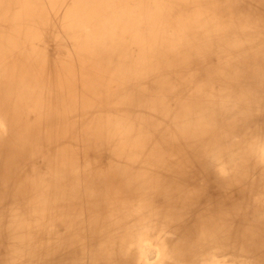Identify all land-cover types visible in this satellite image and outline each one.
<instances>
[{
  "label": "rangeland",
  "instance_id": "1",
  "mask_svg": "<svg viewBox=\"0 0 264 264\" xmlns=\"http://www.w3.org/2000/svg\"><path fill=\"white\" fill-rule=\"evenodd\" d=\"M71 1L73 0H64L65 4H62L63 7H70ZM53 3V1H47L38 6L43 17L40 21H43L45 25L50 27H55L56 25L59 27L57 35H53L56 39L52 36L49 37L45 33L43 35L41 33L42 39L38 40L36 45L38 46V51L43 53V58L39 56L38 58L33 57L31 61H28L24 65L15 57L18 56L17 54L11 56L0 53V62L6 63L0 68V118H2L0 120V173H3L2 175L0 174V178H3L0 179V209H6V207H9L8 205L28 208L26 212H19V214L23 217L30 216L35 220L38 226L34 227L37 229V235L42 240L53 242L59 239L61 243H67L68 246L67 248L64 247L58 250L53 257L49 255L41 256L39 258L40 261H38L39 264H133L128 251L125 250L124 243L129 242L141 230H150L149 232L152 233L155 228L163 231L165 239L176 243V246L179 244L175 252L163 251L158 264H193L200 255L203 256L209 252L215 253L220 251H230L233 255L235 254L236 258H242V264H264V210L262 207L264 201V164L259 165L250 159L251 155L253 157L254 148L257 150L256 145L259 144L260 146L264 143L262 142L264 141V111H262L264 110V53L256 54L257 61L251 59L254 51H264L263 43L256 44L255 47L246 51L241 50L244 51L243 54H240L236 59H228L227 63L224 62L225 64L219 60V66L223 70L219 75H216L217 77L212 78L210 72L204 69V65L210 60V55L198 48L199 45L205 44L203 31H201L202 34L197 33L192 37L191 44L185 41L187 46L176 42V36L180 29H176L174 24H169L167 31L163 35L159 32L158 35L151 28H144L141 21L138 24L130 22L132 25L130 23L127 25L119 24L118 22V25L113 28L114 30H111L110 37L113 38L111 42L107 41L108 44L105 43L104 45L94 47L95 49H91L90 47V50L86 48L83 50L78 49L77 51V47H75L77 46V42L67 34L68 28L66 26L61 27L57 23L60 18L54 7L58 4ZM205 26L209 30L210 26H207L206 23ZM184 30H186V27ZM135 35L138 38H142V40L138 39ZM149 35L150 38L147 40L146 36ZM132 36H135L134 38L136 39H132ZM166 36L175 37L174 39H170L171 41L168 43L170 47L173 46L171 47L173 53H161L162 55L159 54L158 56H156V53H151L149 60L152 61H149L143 71L139 72L138 64L136 66L132 61L136 56L141 57L143 55L142 51H140L143 48V43L147 47L154 46L158 51ZM154 38L156 42L153 41L155 40ZM225 38L226 36H223L221 39H217V41H224ZM129 41L130 44L128 43ZM132 42H135L136 45L138 44V47ZM116 43H119L117 44V50H115L116 58H112L111 56L107 58L104 53L105 48L108 46L112 47ZM209 43H214V41L209 40ZM122 47L123 50L120 53L119 50ZM155 49L154 51L157 52ZM69 50L70 52H67ZM190 52L191 54H189ZM46 54L48 55V60L44 58V56L47 58ZM122 54L124 55L122 56ZM94 56H97L99 59ZM115 59L123 61L124 64L121 68L117 66ZM50 60L54 63V66H51V69L44 68L46 65H51ZM88 61H90L89 64ZM64 63L69 65L66 69V74L63 72ZM152 63L153 66L150 65ZM15 64L18 65L15 66ZM83 64L85 69L83 68ZM164 64L166 65L165 67H163ZM59 66L60 68H58ZM150 66L151 68L149 69ZM78 67L81 68L79 69ZM261 69H263L262 72H260ZM87 73L88 76H86ZM101 75L103 77H98ZM200 75L204 77L199 78ZM139 76L143 80L139 79ZM238 76H241L242 79H239ZM177 80L179 81L177 82ZM182 80L183 82H181ZM93 82L95 83L94 86L92 85ZM177 83H179V86ZM175 87L177 88L175 89ZM106 88H108V93L112 91L111 94L117 96L116 100H114L115 98L111 94L103 95L101 93V90ZM193 88H197L198 90L194 89L197 92H194ZM244 88H246L245 91ZM187 89L189 90L187 91ZM114 90H117L116 94L113 93ZM67 91L69 92L67 93ZM209 92L210 96H208ZM196 93L198 96L195 95ZM213 96L218 97L215 99ZM118 97L120 100H117ZM246 97H248V100ZM203 103L206 107L203 106ZM99 104L103 105L100 107L101 111L96 115L92 111V108H97ZM246 104L249 105L247 106ZM59 107L61 109L58 110ZM206 109H208L207 112L209 113L205 112ZM109 111H112V113L116 112L123 118H128L126 126H136L138 132L133 137L134 139H131L132 142L130 141L128 144L132 145L130 149L138 148L142 151L138 158L139 163L132 167L128 166V170L130 172L136 170L134 173L137 175L140 173L139 175H142L145 180L142 183H136L135 188L145 187L150 188L151 191L150 196L143 199L142 202L137 204L132 201L129 207L125 209L121 208L122 211L111 209L112 207L116 209L117 206L121 205L120 202L130 201V194L120 191L118 183L110 176L114 171L110 168L108 161L115 152L116 146L107 143L105 135L97 131L98 126H100L99 123H104ZM59 115L63 116L60 117ZM202 117L204 119L201 120ZM63 120H65L67 125ZM168 121H172V124ZM200 122H202L201 125ZM26 123L29 124V128H32V131L37 128L41 134L40 136L39 134L37 136L32 134L31 140L34 142V145L31 147L30 152L36 156V160H31V158L24 165V173L29 175L31 172H36V174L39 173V177L44 175L52 177L54 174V180L50 179L49 182L47 180L44 190L40 191V195L42 196L39 198L44 201L47 200V205L39 200L38 206L32 207L33 204H24L23 207L22 204H19L21 199L17 201L18 195L20 198L22 193H24L23 189L17 186V182L20 181L22 184L27 185L26 183L29 181L26 180V176L21 168L19 170L9 168L8 164H13V159H10L11 157H8V154L16 148L19 141L17 138L24 134V131L12 133V130L17 129L16 127L22 128ZM192 123H194L193 126L190 125ZM78 125L79 127H77ZM218 125L219 130H217ZM146 128L147 130H145ZM180 128L184 131H179ZM220 129L226 132L223 134ZM219 133H221V136H224L220 138ZM246 134H249V137ZM179 137L183 139L178 140ZM259 138L261 142L256 143V140ZM116 139L118 141V138ZM207 139H210L209 142ZM66 141H69L70 144ZM92 141H96L97 143ZM119 142L123 143L121 138H119ZM156 142L157 145L155 144ZM187 142L189 143V147L186 145ZM229 143L232 145L230 146ZM213 144L214 147H212ZM69 145H72L74 148H71L72 150L69 149ZM160 146L163 148L162 151L156 148ZM91 149L93 150L91 151ZM225 149L227 150L224 151ZM244 149L246 152H244ZM211 150L214 152L212 153ZM23 152L25 150L17 151L16 155ZM224 152L226 153L224 154ZM228 152L230 156H227ZM161 154L164 155V160H162ZM220 154L222 157H220ZM212 156L222 159V161L227 160L225 161L226 163H228V159L231 156H238V158L235 157L231 165L227 164V166H230H228L230 170L228 167L227 169L231 171L230 175H233L231 180L232 183L235 181L237 186L234 189L237 191L226 190L221 180L213 174V170L207 163L209 160L214 159ZM243 159L244 161L242 162ZM44 160L47 164H45ZM211 163H214V160ZM64 166L65 168L67 167V170ZM88 166L90 169L86 168ZM53 167L56 168L54 169ZM203 167L206 169H203ZM36 168L37 170H35ZM234 169L236 172H234ZM91 170L92 174L95 175L93 178H91ZM57 171L59 172L57 173ZM61 171L63 172L62 175ZM74 174L76 175L74 176ZM80 175L83 176L81 177ZM12 179L14 180L12 181ZM10 180L11 184L9 186L7 183H10ZM29 184L32 183L30 182ZM59 186L63 187L60 188ZM63 189L67 192H63ZM85 189L86 192L84 193ZM88 189L92 190L91 192H94L96 195H89ZM37 197L38 195H36ZM62 197H67L66 201H63ZM27 198L30 200L31 196ZM50 201L53 203H50ZM259 202L260 205L258 206ZM188 204L190 207L186 208ZM258 209L260 210L258 211ZM97 217H101L99 219L104 221L103 225L107 228L106 235L96 236V234H100L98 230L93 229L96 227V223H98L96 221ZM222 217L230 221L224 222L222 225L218 224ZM36 219H38V222H36ZM90 220L94 222H90ZM140 224L146 226L140 227ZM86 227H88L87 230ZM13 230L16 235H19L18 231ZM201 231L208 235L199 234ZM220 231L221 235H219ZM234 232L235 234L239 233L238 235L241 236L239 237L237 234L235 236ZM9 235L11 234L0 228V264H12V262L10 263V261L5 260V257L9 253L7 251H12V248H14L11 243H8ZM103 238L106 241L111 239L112 244L114 243L113 245H116L119 251L110 252L101 250L99 241ZM21 239L30 240L26 236ZM197 243L199 244L197 245ZM178 248L183 250L180 251ZM102 252H105L107 255H104ZM171 252L173 253L171 254ZM38 253L43 254L41 251H32L30 256L35 257ZM109 254L111 255L109 256ZM115 257H122V259L116 261ZM114 258L115 262L113 261ZM129 258L130 261H128ZM170 258L172 259L170 260ZM38 262L36 261L34 264Z\"/></svg>",
  "mask_w": 264,
  "mask_h": 264
},
{
  "label": "bare ground",
  "instance_id": "2",
  "mask_svg": "<svg viewBox=\"0 0 264 264\" xmlns=\"http://www.w3.org/2000/svg\"><path fill=\"white\" fill-rule=\"evenodd\" d=\"M47 1H53V4H58L56 7H54L59 15V21L57 22L59 24V26L61 27H67V34L70 35L71 37H73V39L76 40L77 42V51L78 49H88L90 50L94 48V47H98L101 45H104L105 43H107V41H112L113 38L110 37V33L111 30L116 27L119 24L122 23L124 25H127L130 22H134V24H138V22L143 24H141L142 26L151 28L155 33H161V35H163L166 31H167V26H169V24H174V27H176V29H180L178 30V34L176 36V42L181 43L183 45H187L185 43V41H187L189 44H191L192 42V37L194 35H196L197 33H201V31H203V37H205V44L203 45H199L198 48L204 52H206L207 54H209V58L210 60L208 61V63L206 65H204V69L208 72H210V75L212 76V78L217 77L216 75H219L222 72V68L219 66V60L222 61V63H227L228 59H236L240 54H243L244 51L241 50H248L251 49L253 47L256 46V44H260L263 43L262 46H264V0H73L71 1V5L70 7L67 6L66 8L63 7L62 4L64 3V0H0V53L5 54V55H14L17 54L18 56H15L19 59V61L21 63H23L24 65L26 63H28V61H31V59L33 57H42L43 53L38 51V46L36 45L37 41L42 39V37L40 36L41 33L42 35L45 33L46 35H48L49 37H53L57 35V32L59 31V27L56 25L55 27H50L47 26L43 23V21L41 22L40 19H43L41 12L38 9V6H40V4H42L43 2H47ZM61 2V3H60ZM47 5V4H46ZM50 11V10H49ZM51 13V12H50ZM132 23H130L132 25ZM205 23L207 24V26L209 27V30L206 28ZM138 27V25H136ZM212 26V27H211ZM125 27V26H124ZM186 27V30H184V28ZM134 28V27H133ZM129 29H131L129 27ZM114 30V29H113ZM137 30V29H136ZM117 31V30H116ZM142 31V30H140ZM123 32V31H122ZM131 32V31H130ZM137 32V31H136ZM146 33V32H145ZM62 34V33H61ZM119 34V33H118ZM122 34V33H121ZM134 34V33H133ZM137 34V33H136ZM54 35V36H53ZM117 35V34H116ZM129 35V34H128ZM159 35V34H158ZM123 36V35H122ZM137 36V35H135ZM132 36V39L135 37ZM226 36L225 40H218L217 39H221V37ZM22 37V38H21ZM116 37V36H115ZM119 37V36H118ZM117 37V38H118ZM140 37V36H139ZM143 37V35H142ZM154 37V34H153ZM123 38V37H122ZM138 38V36H137ZM150 38L149 36H146V39L148 40ZM175 37H171V36H166V39H163V44L161 45V48L158 49V51L155 49L154 46L151 47H147V45L144 46L143 43V48L140 50L142 51V56H136V58L132 61V63L134 65L137 66L138 64V71L142 72L143 69L145 68V65L147 66V63L149 61V55L151 53H156V56H158L161 53H173L172 48L173 46H169L168 43H170V39H174ZM196 38V37H194ZM56 39V38H54ZM124 39V38H123ZM127 39V38H125ZM131 39V40H132ZM136 39V38H134ZM140 40H142V38H138ZM155 39V38H154ZM234 39V40H233ZM145 40V39H144ZM194 40V39H193ZM212 40L214 41V43H209L208 41ZM67 41V40H66ZM136 41V40H134ZM156 42V39L153 40ZM161 41V40H160ZM126 42V41H125ZM138 42V41H136ZM199 42V41H198ZM68 43V42H67ZM115 43V42H114ZM130 44V41L128 42ZM133 43V42H132ZM135 43V42H134ZM133 43V44H134ZM204 43V42H202ZM39 44V43H38ZM42 44V43H40ZM59 44V43H58ZM108 44V43H107ZM106 44V46H107ZM117 44L111 46H108L105 48L104 53L106 54V57L108 58L109 56H111L112 58H116V52L115 50H117ZM146 44V43H145ZM172 44V43H171ZM170 44V45H171ZM44 45V44H43ZM42 45V46H43ZM60 45V44H59ZM69 45V44H67ZM136 45V43H135ZM138 45V44H137ZM136 45V46H137ZM142 45V44H140ZM173 45V44H172ZM70 46V45H69ZM129 46V45H128ZM133 46V45H130ZM135 46V48H137ZM188 46V45H187ZM63 47V46H61ZM44 48V47H43ZM127 48V47H126ZM132 48V47H131ZM141 48V47H140ZM69 49V47H68ZM95 49V48H94ZM109 49V50H108ZM139 49V48H138ZM154 49L157 51L155 52ZM44 50H46L44 48ZM76 50V48H75ZM88 50H86L87 52H89ZM123 50V47L119 50V52L121 53ZM126 50V49H125ZM124 50V51H125ZM137 50V49H136ZM191 50V49H190ZM44 52V51H43ZM67 52H70L67 51ZM134 52H136L134 50ZM139 52V51H138ZM189 52V50H188ZM74 53V52H73ZM80 53V51H79ZM96 53H97V48H96ZM131 53V51H130ZM264 53V51H254L251 59L253 61H257V57L256 54H261ZM81 54V53H80ZM138 54V53H137ZM191 54V52L189 53ZM188 54V55H189ZM47 55V54H46ZM124 54H122L123 56ZM153 55V54H152ZM151 55V56H152ZM162 55V54H161ZM224 55V56H223ZM82 56V55H81ZM6 57V56H5ZM72 57V56H71ZM84 57V56H83ZM86 57V56H85ZM89 57V56H88ZM92 57V56H91ZM97 57V56H94ZM99 57V55H98ZM97 57V58H98ZM167 57V56H166ZM192 58V56H190ZM36 58V59H37ZM43 58V57H42ZM44 58L46 60H48V55L47 58L46 56H44ZM164 58V56H163ZM194 58V57H193ZM196 58V56H195ZM50 59V58H49ZM69 59V58H68ZM73 59V58H72ZM89 59V58H88ZM93 59V58H92ZM99 59V58H98ZM123 59V58H122ZM43 60V59H41ZM107 60V59H106ZM116 60V59H115ZM121 60V59H120ZM119 59L116 60V64L117 66H119V68H121L123 66V61H120ZM195 60V59H194ZM18 61V62H19ZM51 61V60H50ZM97 61V59H96ZM166 61V60H165ZM249 61V60H248ZM36 62V61H35ZM90 61H88L89 64ZM92 62V61H91ZM169 62V61H168ZM17 63V62H16ZM38 63H39V59H38ZM50 63V62H49ZM172 63V62H171ZM193 63V62H192ZM224 63V64H225ZM6 63L5 62H0V68L2 66H4ZM62 64V63H61ZM68 64V63H67ZM74 64V63H73ZM87 64V63H86ZM95 64V62H94ZM170 64V63H169ZM168 64V65H169ZM186 64V62H185ZM221 64V62H220ZM18 64H15V66ZM37 65V64H36ZM45 65V64H44ZM58 65V64H57ZM60 65V64H59ZM113 65V64H111ZM110 65V66H111ZM153 66V63L150 64ZM175 65V64H174ZM222 65V64H221ZM245 65V63H244ZM51 66H54V63L51 61V65H46L44 68H49L51 69ZM69 65H66L64 63V67H63V72L66 74V69ZM84 66V64H83ZM82 66V67H83ZM94 66V65H93ZM100 66V65H99ZM161 66V65H160ZM166 65L164 64L163 67H165ZM179 66V65H178ZM180 67V66H179ZM224 67V66H223ZM226 67V66H225ZM245 67V66H244ZM60 68V66L58 67ZM79 68V67H78ZM81 68V67H80ZM79 68V69H80ZM85 69V66L83 67ZM87 68V67H86ZM107 68V67H106ZM151 68V66L149 67V69ZM181 68V67H180ZM228 68V66H227ZM148 69V70H149ZM264 69V68H263ZM263 69H261L260 72L263 71ZM106 70V69H104ZM193 70V69H192ZM82 71V69H81ZM90 71V70H89ZM92 71V69H91ZM79 72V71H78ZM147 72V71H146ZM145 72V73H146ZM230 74L231 72L228 71ZM264 72V71H263ZM243 73V72H242ZM252 73V72H250ZM80 74V73H79ZM263 74V73H262ZM81 75V74H80ZM91 75V74H90ZM94 75V74H93ZM148 75V74H147ZM173 75V74H171ZM229 75V74H228ZM245 75V74H244ZM258 75V74H257ZM78 76V75H77ZM88 76V73L87 75ZM201 76V77H200ZM199 78H203V75H200ZM203 76V77H202ZM231 76V75H230ZM234 76V75H233ZM232 76V78H234ZM243 76V75H242ZM246 76V75H245ZM244 76V77H245ZM262 76V75H261ZM4 77V76H3ZM98 77H103L98 76ZM134 77V76H133ZM148 77V76H146ZM145 77V78H146ZM175 77V76H174ZM177 77V76H176ZM241 76H238L239 79H242ZM255 77V76H254ZM77 78V77H76ZM83 78V77H82ZM91 78V77H90ZM130 78V76H129ZM142 79V77L139 76V79ZM85 79V78H84ZM83 79V80H84ZM110 79V78H109ZM151 79V78H150ZM73 80V79H72ZM143 80V79H142ZM141 80V81H142ZM159 80V79H158ZM176 80V79H174ZM193 80V79H192ZM200 80V79H197ZM203 80V79H202ZM78 81V80H77ZM92 81V80H91ZM90 81V82H91ZM128 81V80H126ZM161 81V80H160ZM179 80H177L178 82ZM195 82V80H193ZM201 81V80H200ZM210 81V80H209ZM147 82V81H146ZM183 82V80L181 81ZM247 82V81H246ZM245 82V84H246ZM130 83V81H129ZM180 83V82H179ZM179 83L178 86H179ZM196 83V82H195ZM205 83V82H203ZM211 84V82H209ZM76 84V83H75ZM94 82L92 83V85L94 86ZM164 84V83H163ZM197 84V83H196ZM240 84V83H239ZM18 85V84H17ZM20 85V84H19ZM162 85V84H161ZM165 85V84H164ZM198 85V84H197ZM214 85V84H213ZM247 85V84H246ZM254 85V84H253ZM147 86V85H146ZM209 86V85H207ZM212 86V85H211ZM24 87V86H23ZM44 87V86H43ZM77 87V86H76ZM248 87V86H247ZM252 87V86H250ZM254 87V86H253ZM262 87V86H261ZM15 88V87H14ZM22 88V86H21ZM25 88V87H24ZM34 88V87H33ZM39 88V87H38ZM129 88V87H128ZM177 87H175L176 89ZM223 88V87H222ZM241 88V87H240ZM256 88V87H255ZM258 88V87H257ZM29 89V88H28ZM27 89V90H28ZM35 89V88H34ZM73 89V88H72ZM71 89V91H73ZM75 89V88H74ZM108 88L106 89H102L101 93L103 95H107V94H111L112 91L110 93H108L107 91ZM148 89V88H147ZM179 89V88H178ZM177 89V90H178ZM194 89L197 88H193ZM246 88H244L245 91ZM249 89V88H248ZM21 91V89H19ZM52 90V89H51ZM163 90V89H161ZM186 90V89H185ZM189 89H187L188 91ZM198 90V89H197ZM243 90V89H242ZM251 90V89H250ZM249 90V91H250ZM254 90V89H253ZM258 90V89H257ZM17 91V88H16ZM14 91V92H16ZM19 91V92H20ZM70 91V89H69ZM67 91V93L69 92ZM84 91V90H83ZM179 91V90H178ZM186 91V92H187ZM196 91V90H195ZM194 91V92H195ZM216 91V90H215ZM261 91H263L261 89ZM76 92V91H75ZM117 90H114L113 93L116 94ZM163 92V91H162ZM197 92V91H196ZM254 92V91H253ZM264 92V91H263ZM52 93V92H51ZM79 93V92H78ZM147 93V92H146ZM256 93V91H255ZM16 94H18L16 92ZM21 94V92H20ZM71 94V93H70ZM158 94V93H157ZM208 94V93H207ZM245 94V93H244ZM116 100L117 96L111 94ZM146 95V94H145ZM148 95V94H147ZM162 95V94H161ZM196 96H198V94H195ZM246 95V94H245ZM68 96V94H67ZM71 96V95H70ZM208 96H210V92L208 94ZM244 96V95H243ZM53 96H51L52 98ZM57 97V96H56ZM214 97V96H213ZM218 97V96H217ZM217 97H214L215 99H217ZM111 98V97H110ZM159 98V97H158ZM202 98V97H201ZM248 100V97H246ZM54 99V97H53ZM64 99H66L64 97ZM198 99V98H196ZM259 99V98H257ZM22 100V99H21ZM27 100V99H25ZM49 100V99H47ZM67 100V99H66ZM65 100V101H66ZM117 100H120V98L118 97ZM160 100V99H159ZM164 100V99H163ZM162 100V101H163ZM201 100V99H200ZM205 100V99H203ZM246 100V99H245ZM261 100V99H260ZM51 101V100H50ZM69 101V100H68ZM199 101V100H198ZM202 101V100H201ZM209 101V100H208ZM251 101V100H250ZM249 101V102H250ZM262 101V100H261ZM260 101V102H261ZM28 102V100H27ZM31 102V101H30ZM64 102V101H63ZM115 102V101H114ZM139 102V101H138ZM200 102V101H199ZM19 103V102H18ZM29 103V102H28ZM32 103V102H31ZM79 103V102H78ZM202 103V102H201ZM205 103V102H204ZM203 106L206 107V103ZM210 103V102H209ZM30 104V103H29ZM68 104V103H66ZM65 104V105H66ZM261 104H263L261 102ZM53 105V104H51ZM63 105V104H62ZM78 105V104H77ZM103 104H99L97 108L95 107H91L92 111L95 112L96 115H98L99 111H101L100 107ZM247 106L249 104H246ZM27 106V105H26ZM41 106V105H40ZM68 106V105H67ZM70 106V105H69ZM253 106V105H252ZM263 106V105H262ZM261 106V107H262ZM39 107V106H38ZM52 107V106H51ZM61 107V106H60ZM58 108L61 109V108ZM63 107V106H62ZM79 107V106H78ZM225 107V105H224ZM251 107V106H249ZM248 107V110H249ZM256 107V106H255ZM254 107V108H255ZM264 107V106H263ZM31 108V107H30ZM41 109V107H39ZM66 108V107H65ZM211 108V107H210ZM232 108V107H231ZM26 109V107H25ZM205 110V108H203ZM215 109V107H214ZM247 109V108H246ZM263 109V108H262ZM203 110V112H204ZM259 110V109H257ZM42 111V110H41ZM55 111V110H54ZM115 111V109H114ZM133 111V110H132ZM208 109H206L205 112H207ZM211 113V109L209 110ZM216 111V109H215ZM247 111V110H246ZM264 111V110H262ZM63 112V111H62ZM78 112V111H77ZM119 112V111H118ZM121 112V111H120ZM245 112V111H244ZM4 113V112H2ZM39 113V111H38ZM42 113V112H41ZM209 113V112H207ZM214 113V112H213ZM217 113V111H216ZM235 113V112H233ZM5 114V113H4ZM123 114V113H122ZM139 114V113H137ZM136 114V115H137ZM205 114V113H204ZM231 114V113H230ZM229 114V115H230ZM237 114V113H236ZM241 114V113H240ZM263 114V113H262ZM6 115V114H5ZM32 115V113H31ZM150 115V114H149ZM209 117L210 115L207 114ZM233 115V114H231ZM1 116V115H0ZM8 116V115H7ZM60 116V115H59ZM63 116V115H62ZM60 116V117H62ZM123 116V115H122ZM195 116V115H194ZM214 116V115H213ZM245 116V115H244ZM10 117V116H8ZM41 117V115H40ZM46 117V116H45ZM59 117V118H60ZM97 117V116H96ZM131 117V116H130ZM208 117V119H209ZM227 117V116H226ZM230 117V116H229ZM246 117V116H245ZM4 118V117H3ZM49 118V117H48ZM59 118H57L59 120ZM65 118V117H63ZM78 118V117H77ZM136 118V117H135ZM138 118V117H137ZM141 118V117H140ZM206 118V117H205ZM212 118V117H211ZM2 118H0L1 120ZM52 119V118H51ZM128 118H123L121 117L118 113L114 112L112 113V111H109V114L106 115L105 117V121L102 124V122L99 123L100 126H98L97 131H99V133L104 134L106 137V142L115 145L116 146V150L113 153V155L109 158L108 164L110 165V168L114 171L112 173V176L116 183H118V189L122 192L128 193L130 194L129 198L130 201L126 200L125 202H120L121 205L117 206L116 209L115 208H111L112 210H118V211H122L121 208H127L132 204L133 202H136L137 204L142 202L143 199L147 198L150 196L151 191L150 188H145V187H140L139 189L135 188V184L136 183H142L143 181H145L142 177V175H137L134 172H130V170H128V166L132 167L136 164L139 163V155L141 153V149L135 148V149H130V147L132 145H129L128 143L131 141L132 142V138L135 137L136 133L138 132V130L136 129V126H132V125H128L126 126ZM142 119V118H141ZM147 119V118H146ZM145 119V121H146ZM192 119V118H190ZM204 119L203 117L201 118V120ZM6 120V119H5ZM8 120V119H7ZM10 120V118H9ZM72 120V119H71ZM129 120V119H128ZM132 120V119H130ZM215 120V119H214ZM213 120V121H214ZM4 121V120H3ZM57 121V120H56ZM65 122V120H63ZM67 121V120H66ZM137 122V120H135ZM217 121V120H216ZM215 121V122H216ZM6 122V121H5ZM148 123V121H146ZM169 123L172 124V121H168ZM66 123V122H65ZM190 123V122H189ZM197 123V122H196ZM202 122H200L201 125ZM209 123H211L209 121ZM208 123V124H209ZM218 123V122H217ZM216 123V124H217ZM137 124V123H136ZM141 124V123H140ZM152 124V122H151ZM168 124V123H167ZM194 123L190 124L193 126ZM207 124V123H206ZM205 124V125H206ZM215 124V126H216ZM67 125V123H66ZM135 125V124H134ZM175 125V124H174ZM214 125V123H213ZM212 125V126H213ZM4 126V125H2ZM97 126V125H96ZM142 126V125H141ZM139 126V127H141ZM196 126V125H195ZM1 127V126H0ZM6 127V126H5ZM79 127V125L77 126ZM207 127V125H206ZM205 127V128H206ZM210 127V126H208ZM9 128V127H8ZM17 129H13V132H17V131H24V134L20 137H18L17 139L19 140L16 145V148L13 149L12 151H10V153L8 154V157H11L10 159H13V164H8L10 169H17L19 170V168H21L22 172L24 173V165L26 163L29 162V160H33L36 158L35 155H33L30 150L31 147H33L34 142L31 140L32 136H37L39 134H41V132L39 133V130L36 128V130L34 129L32 131V128H29V124L26 123L25 126H22V128L16 127ZM219 128V125L217 127V130ZM4 129V127H3ZM78 129V128H77ZM84 129V128H83ZM152 129V128H151ZM154 129V128H153ZM6 130V128H5ZM10 130V129H9ZM143 130V129H140ZM147 130V128L145 129ZM207 130V129H206ZM221 130V129H220ZM3 131V130H2ZM82 131V130H81ZM179 131H184L182 128L179 129ZM223 132V129L221 130ZM247 131V130H246ZM245 131V132H246ZM254 131V130H253ZM4 132V131H3ZM58 132V131H57ZM79 132V131H78ZM77 132V133H78ZM214 132V131H213ZM212 132V133H213ZM226 131L224 130L223 134ZM263 132V131H262ZM261 132V133H262ZM65 133V132H63ZM98 133V132H97ZM249 133V132H248ZM33 134V135H32ZM221 133H219L220 135ZM77 135V134H75ZM86 135V134H84ZM94 135V134H93ZM143 135V134H142ZM218 135V134H217ZM247 135V134H246ZM249 135V134H248ZM247 135V136H248ZM260 135V134H259ZM6 136V134H5ZM100 136V135H99ZM141 136V135H140ZM224 136V135H222ZM221 135L219 136L220 138L222 137ZM228 136V135H227ZM232 136V135H231ZM241 136V135H240ZM239 136V137H240ZM4 137V136H3ZM68 137V136H66ZM65 137V138H66ZM79 137V136H78ZM249 137V136H248ZM57 138V137H54ZM83 138V137H82ZM99 138V137H98ZM118 138V141L117 139ZM119 138L122 139L123 143L119 142ZM187 138V137H186ZM209 138V137H208ZM213 138V137H212ZM210 138V139H212ZM231 138V137H230ZM229 138V139H230ZM261 138V137H260ZM257 139L256 143H260L261 140ZM263 138V136H262ZM94 139V138H93ZM134 139V138H133ZM181 140L183 138L179 137L178 140ZM210 139H207L208 142ZM214 139V138H213ZM216 139V138H215ZM239 139V138H238ZM264 139V138H263ZM4 140V138H3ZM2 140V141H3ZM90 140V139H89ZM95 140V139H94ZM170 140V139H169ZM221 140V139H220ZM85 141V140H84ZM88 141V140H87ZM137 141V140H136ZM135 141V142H136ZM216 142V140H214ZM222 141V140H221ZM230 141V140H229ZM226 141V142H229ZM248 141V139H247ZM53 142V141H52ZM61 142V141H60ZM67 142V141H66ZM69 142V141H68ZM67 142V143H68ZM91 142V141H90ZM89 142V143H90ZM92 142H96V141H92ZM99 142V141H98ZM264 142V141H262ZM65 143V142H64ZM97 143V142H96ZM192 143V142H191ZM211 143V142H210ZM213 143V142H212ZM220 143V142H219ZM224 143V140H223ZM70 144V142H69ZM103 144V141H102ZM157 145V142L155 143ZM217 144V143H216ZM263 145H256L257 146V150L254 148V152H253V157L251 155V158L254 163H257L259 165L264 164V143H262ZM56 145V144H55ZM80 145V144H79ZM187 146L189 145V143L187 142L186 144ZM202 145V144H201ZM206 145V144H204ZM203 145V146H204ZM210 145V144H209ZM227 145V144H226ZM230 145V143H229ZM232 145V144H231ZM230 145V146H231ZM234 145V143H233ZM216 146V145H215ZM248 146V144H247ZM67 147V146H65ZM80 147V146H78ZM160 147H156L157 149H160V151L163 150V148ZM189 147V146H188ZM202 147V146H200ZM211 147V146H209ZM212 147H214V144L212 145ZM259 147V148H258ZM74 148L72 145H69V149ZM93 148V147H92ZM104 148V146H103ZM208 148V147H207ZM226 148V147H225ZM53 149V148H52ZM56 149V148H55ZM68 149V148H67ZM79 149V148H78ZM209 149V148H208ZM25 150V152L17 154V151H23ZM48 150V149H47ZM72 150V149H71ZM74 150V149H73ZM76 150V149H75ZM93 149H91L92 151ZM105 150V149H104ZM202 150V149H200ZM198 150V151H200ZM227 149H225L224 151H226ZM245 150V149H244ZM248 150V149H247ZM45 151V150H44ZM49 151V150H48ZM56 151V150H55ZM68 151V150H67ZM79 151V150H78ZM90 151V150H89ZM210 151V149H209ZM47 152V151H46ZM50 152V151H49ZM53 152V151H52ZM65 152V151H64ZM70 152V151H69ZM211 152L213 153L214 151L211 150ZM230 152H232L230 150ZM246 152V150L244 151ZM248 152V151H247ZM51 153V152H50ZM63 153V152H62ZM75 153V152H74ZM73 153V154H74ZM202 153V152H201ZM216 153V151H215ZM219 153V152H218ZM226 152H224L225 154ZM48 154V153H47ZM222 154V153H221ZM220 154V155H221ZM46 155V154H45ZM49 155V154H48ZM47 155V156H48ZM65 155V154H63ZM62 155V156H63ZM81 155V154H80ZM79 155V156H80ZM210 155V154H209ZM239 156V154H237ZM34 156V157H33ZM52 156V155H51ZM60 156V157H62ZM75 156V155H74ZM73 156V157H74ZM160 156V155H159ZM162 160H164V155H162ZM219 156V155H218ZM227 156L229 155V152L227 154ZM238 156H235L236 158H238ZM249 156V155H248ZM14 157V158H13ZM76 157V156H75ZM222 157V155L220 156ZM235 157L231 156L228 159V163H226L225 161H222V159H218L215 158V156H212V160H214V163H211L212 160H209L207 163L210 165L211 169L213 170V174L215 176H217L221 182L224 184V187L226 190L228 191H237L236 189H234L236 185L235 181L232 183V178L233 175L231 174V171H229V165H231L233 163V161L235 160ZM100 158V157H99ZM98 158V159H99ZM106 158V157H105ZM210 158V157H209ZM228 158V157H227ZM44 159V158H43ZM51 159V158H50ZM77 159V158H75ZM96 159V158H95ZM94 159V161H95ZM97 159V161H98ZM197 159V158H196ZM199 159V157H198ZM201 159V158H200ZM247 159V157H246ZM245 159V160H246ZM36 160V159H35ZM34 160V162H35ZM104 160V159H103ZM107 160V158H106ZM202 160V159H201ZM204 160V159H203ZM251 160V161H252ZM49 161V160H48ZM54 161V160H53ZM76 161V160H75ZM200 161V160H199ZM241 161V160H240ZM244 161V159L242 160V162ZM33 162V161H32ZM30 162V163H32ZM45 162V160H44ZM55 162V161H54ZM202 162V161H201ZM200 162V163H201ZM241 162V163H242ZM39 163V162H38ZM60 163V162H59ZM76 163V162H75ZM103 163V162H102ZM199 163V165H200ZM33 164V163H32ZM45 164H47L45 162ZM55 164V163H54ZM77 164V163H76ZM82 164V163H81ZM101 164V163H100ZM227 164H229L227 166ZM36 165H38L36 163ZM35 165V166H36ZM57 165V164H56ZM63 165V164H62ZM75 165V164H74ZM97 165V164H96ZM33 166V165H32ZM61 166V165H60ZM94 166V165H93ZM202 167V165H200ZM204 166V165H203ZM59 167V166H58ZM228 167V169H227ZM232 167V166H231ZM35 168V167H34ZM40 168V167H39ZM54 168V167H53ZM52 168V170H53ZM56 168V167H55ZM54 168V169H55ZM62 168V167H61ZM65 168V166H64ZM89 168L90 167H86ZM205 167H203L204 169ZM67 170V167L65 168ZM88 169V170H89ZM206 169V168H205ZM208 169V168H207ZM233 169V168H231ZM34 170V169H32ZM37 170V168L35 169ZM73 170V169H72ZM82 170V168H81ZM85 170V169H84ZM65 171V170H63ZM16 172V171H15ZM18 172V171H17ZM56 172V171H55ZM59 171H57L58 173ZM89 172V171H88ZM86 172V173H88ZM234 172H236V170L234 169ZM233 172V173H234ZM256 172V171H255ZM43 173V172H42ZM62 171H61V175H62ZM91 178H93L95 175L92 174V170H91ZM263 173V172H262ZM1 174V173H0ZM3 174V173H2ZM1 174V175H2ZM13 174H15L13 172ZM17 174V173H16ZM25 174V173H24ZM39 174V173H38ZM36 174V172L34 173H30L25 174L26 176V180L29 181L28 183H26L27 185L22 184L20 181H18V179H16L17 182V186L21 189H23V192L21 197L19 198L18 195V200H20L19 204H22V206L24 207V204H33L32 207L34 206H38L39 205V200L41 202H43L44 204L47 205V200H43L41 198H39L40 196V191L44 190V187L46 185V181L48 180V182L50 181V179H53V175L52 177L50 175H44V176H40ZM80 174V173H79ZM78 174V175H79ZM19 175V174H18ZM67 175V174H66ZM69 175V173H68ZM67 175V177H69ZM73 175V174H72ZM76 174H74L75 176ZM13 176V175H12ZM57 176V175H56ZM60 176V175H59ZM81 176V175H80ZM83 176V175H82ZM81 176V177H82ZM85 176V175H84ZM88 176V175H87ZM86 176V177H87ZM241 176V175H240ZM3 177V176H1ZM20 177V176H19ZM21 178V177H20ZM19 178V179H20ZM58 178V177H57ZM60 178V177H59ZM62 178V177H61ZM64 178V177H63ZM90 178V176H89ZM102 178V177H101ZM254 178V176H253ZM258 178V177H256ZM3 179V178H0ZM23 179V178H21ZM56 179V178H55ZM251 179V178H250ZM249 179V180H250ZM255 179V178H254ZM14 179H12L13 181ZM54 180V179H53ZM65 180V179H64ZM71 180V179H70ZM79 180V179H78ZM99 180V179H98ZM101 180V179H100ZM103 180V178H102ZM256 180V179H255ZM254 180V182H256ZM259 180V179H257ZM25 181V180H24ZM25 181V182H27ZM61 181V180H60ZM74 181V180H72ZM243 181V180H242ZM5 183V181H3ZM2 182V183H3ZM20 182V183H19ZM32 184H29V183ZM63 182V181H62ZM76 182V181H74ZM81 182V181H80ZM101 183V181H99ZM241 182V181H238ZM61 183V182H60ZM58 183V184H60ZM244 183V182H243ZM247 183V182H246ZM11 184V180L10 183ZM78 184V183H77ZM85 184V183H84ZM245 184V183H244ZM2 185V184H1ZM102 185V184H101ZM249 185V184H248ZM252 185V184H251ZM255 185V184H253ZM8 186V185H7ZM73 186V185H72ZM76 186V183H75ZM82 186V185H81ZM100 186V185H99ZM60 188H62L61 186H59ZM74 187V186H73ZM240 187V186H239ZM264 187V186H263ZM15 188V187H14ZM65 188H67L65 186ZM76 188V187H74ZM237 188V187H236ZM101 189V187H100ZM240 189V188H238ZM72 190V189H71ZM75 190V189H74ZM81 190V189H80ZM83 190V189H82ZM241 190V189H240ZM63 192H67L64 189L62 190ZM92 190L88 189V194H95L94 192H91ZM97 191V190H95ZM74 192V191H71ZM70 192V193H71ZM86 192V189L84 191V193ZM255 192V191H254ZM256 193V192H255ZM83 194V193H82ZM34 195V196H32ZM36 195H38V197L36 198ZM48 195V194H47ZM96 195V194H95ZM30 200L27 197H30ZM46 196V195H45ZM44 196V197H45ZM66 196V195H63ZM47 197V196H46ZM57 197V196H56ZM84 197V196H83ZM82 197V198H83ZM124 197V196H123ZM122 197V198H123ZM67 197H62L63 201H66ZM255 198V196H254ZM53 199V198H52ZM50 199V200H52ZM57 199V198H56ZM55 200V198H54ZM256 200V199H255ZM57 201V200H56ZM60 201V200H59ZM109 202V201H108ZM50 203H53L50 201ZM184 203V202H183ZM83 204V202H82ZM107 204V203H106ZM60 205V203H59ZM108 205V204H107ZM260 205V202L258 204V206ZM9 207H6V209H0L1 214H0V228L3 231L8 232L9 234V238H8V243H11L12 246L14 248H12V251H7L8 256H6L5 260L10 261V263L12 262V264H34L36 263V261H40L39 258L41 256H46L49 255L51 257H53V255L55 253H57L58 250L62 249V248H67V243H61L59 239L54 240L53 242H48L47 240H42L38 235H37V229L34 226H38L35 223V220L32 217H23L20 216L19 212H26L28 210V208H20V207H12L11 205H8ZM84 206V204H83ZM182 206V205H181ZM190 205L188 204V206L186 208H189ZM262 207L264 210V201L262 203ZM44 209V208H43ZM181 209V208H180ZM176 210V209H174ZM260 209H258L259 211ZM174 212V211H173ZM180 212V210H179ZM253 212H257V211H253ZM264 212V211H263ZM97 213V212H96ZM139 213V212H138ZM259 214V213H257ZM102 215V214H101ZM260 215V214H259ZM89 217V215H87ZM103 216V215H102ZM177 216V215H176ZM175 216V219H176ZM179 216V215H178ZM93 217V216H92ZM91 218V217H89ZM98 218V217H97ZM101 218V217H99ZM96 219V221L98 223H96V227L93 228L95 230H98L100 232V234H96V236H100V235H106L107 233V228L104 224V221H101L100 219ZM178 218V217H177ZM81 219V218H80ZM94 219V218H93ZM174 219V220H175ZM179 219V218H178ZM92 220V219H91ZM90 222H94L91 221ZM173 220V219H172ZM180 221V220H179ZM230 220H226L225 218L221 219V221L218 223L220 225H222L224 222H228ZM36 222H38V219H36ZM182 222V221H181ZM178 222V223H181ZM94 224V223H93ZM171 224V223H170ZM183 224V223H182ZM228 224V223H227ZM226 225V224H225ZM224 225V226H225ZM143 226L140 224V227ZM146 226V225H144ZM143 226V227H144ZM148 226V225H147ZM182 226V225H181ZM89 227V226H88ZM86 227V230L87 228ZM142 227V228H143ZM149 227V226H148ZM176 228V227H175ZM202 228V227H200ZM217 228V227H216ZM237 228V227H236ZM19 232V235H16L14 230ZM152 229V228H151ZM164 229V227H163ZM166 229V228H165ZM194 229V228H192ZM197 230V228H195ZM220 229H222V227H220ZM219 229V230H220ZM240 230V228H238ZM195 230V231H196ZM200 231V229H198ZM238 230V232H239ZM150 231V230H149ZM148 230H141L139 231L136 235H134L129 242L124 243V247L125 250L128 251L129 253V257L133 260V264H158L159 260H161V256L163 255V251H174L176 247H178L179 244H177L174 242H170L169 240L165 239L164 233L163 231H161L160 229L155 228L154 232L150 233ZM169 231V230H168ZM209 231V230H207ZM237 231V230H236ZM199 233V232H198ZM202 231L199 233L201 234ZM240 233V232H239ZM238 233V234H239ZM135 234V233H134ZM204 234V233H202ZM235 234V232H234ZM237 234V233H236ZM235 234V236H236ZM237 236H241L238 235ZM204 235H208V234H204ZM218 235V234H216ZM219 235H221V231L219 232ZM231 235V234H230ZM29 237L30 240H24L21 239L22 237ZM213 237V235H211ZM228 236V235H227ZM226 236V237H227ZM167 237V236H166ZM201 237V236H200ZM210 237V238H212ZM220 237V236H219ZM229 238V237H228ZM227 239V238H226ZM209 240V239H208ZM229 240V239H228ZM197 242V241H196ZM178 243V242H177ZM114 244V243H113ZM111 242V239H109V241L105 240L104 238L102 240L99 241V247L101 250L104 251H119V248L116 245H113ZM199 243H197L198 245ZM194 245V244H192ZM182 247V246H181ZM183 248V247H182ZM192 248V247H191ZM198 248V247H197ZM181 249V248H180ZM178 248V250H180ZM186 249V248H185ZM183 250V249H182ZM180 250V251H182ZM190 250V249H189ZM221 250V249H220ZM219 250V251H220ZM32 251H41L43 254L38 253L37 256L32 257V255L30 256ZM78 251V250H77ZM177 251V250H176ZM188 251V250H187ZM209 252V251H208ZM104 255H107L105 252H102ZM173 252H171L172 254ZM178 253V252H177ZM197 253V252H196ZM234 253V252H233ZM111 254H109L110 256ZM189 255V254H188ZM193 255V254H192ZM235 255V254H234ZM230 251H223V252H215V253H207L203 256L200 255V257L197 258V260L195 262H193V264H242L243 259L242 258H236ZM240 256V255H239ZM8 257V259H7ZM164 257V256H163ZM171 257V256H170ZM175 257V256H174ZM191 257V256H190ZM116 261L122 259V257H115ZM115 258L113 259V261L115 260ZM130 258L128 259V261H130ZM181 258V257H180ZM188 258V257H187ZM106 259V258H105ZM172 258H170L171 260ZM109 260V259H108ZM111 260V259H110ZM109 260V261H110ZM184 260V259H182ZM181 260V261H182ZM186 260V259H185ZM106 261V260H105ZM108 261V262H109ZM112 261V260H111ZM188 261V260H187ZM115 262V261H114ZM178 262V261H177ZM186 262V261H185ZM190 262V261H189ZM47 263V262H46ZM120 263V262H118ZM184 263V262H183ZM188 263V262H187ZM39 264V262L37 263ZM61 264V263H59ZM75 264V263H74ZM114 264V263H113ZM166 264V263H165ZM172 264V263H171ZM186 264V263H185Z\"/></svg>",
  "mask_w": 264,
  "mask_h": 264
}]
</instances>
